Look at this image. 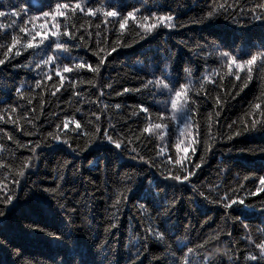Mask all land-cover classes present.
I'll list each match as a JSON object with an SVG mask.
<instances>
[{
  "label": "trees",
  "instance_id": "trees-1",
  "mask_svg": "<svg viewBox=\"0 0 264 264\" xmlns=\"http://www.w3.org/2000/svg\"><path fill=\"white\" fill-rule=\"evenodd\" d=\"M19 2L0 0V10L10 12L14 10L11 5ZM57 2L86 3L93 9L118 10L124 14L136 7L148 14L143 11V0H23L21 7L26 12L21 14L23 21L32 22L25 25L21 16H17L0 17V23L7 25L15 19L21 27L32 31L35 26L41 32L40 25L54 30L52 25L60 23L63 31L64 17L54 21L42 16V12L54 9ZM260 2L148 0V8L172 13L176 23L184 25L172 30L157 28L151 35L131 21L125 29H120L116 18L104 17L102 13L92 17L77 13L71 19V30L84 39L69 41L70 53H53L42 45L43 51L29 49L0 66V117H3L0 119V200L6 194L18 198L14 200L16 207L9 206L5 217H0V240L11 241L22 250L24 261L31 264H51L52 257L60 256L73 259V250L81 254L84 264H131L130 257L138 249L143 251L144 229L151 224L164 234V240L148 241V251L141 256L142 264H172L171 253L180 256L178 247L195 248L200 244L207 249L202 254L212 252L218 264H234L236 258L239 264H256L245 257L249 253L258 254L255 244L249 243L247 237L255 243L264 241V193L249 195L259 187L258 178L264 176L261 151L264 128L258 126L240 136L234 132L252 120L264 121V112L254 107L257 103L264 106V68L258 60L253 66L252 79L244 81L247 87L241 90L242 82L227 75L225 61L216 54L205 56L213 47L217 51H230L241 59L264 51V21L254 19L253 15V10L255 14L264 13V9L255 7ZM221 4L228 9L226 13L220 9L222 14L211 22H197L206 15L209 6L219 9ZM153 22L156 21L148 23ZM136 23H144L142 15L136 17ZM3 31L0 29V45L6 46L18 29L17 32L8 29L7 37L2 35ZM48 43L45 41V45ZM201 47L204 52L200 51ZM4 52L5 48L0 47V58H4ZM50 54L59 56L55 62L58 67L63 64L74 67L81 61L96 67L101 56L105 60L99 73L74 67L72 73L64 74L67 79L61 87L60 78L48 67H35ZM46 74H51L52 79L44 78ZM153 74L168 76L172 95L180 85L188 86L190 99L184 110L171 109L167 90L161 94V90L149 86L143 94L123 93L125 88L136 89L142 82L154 79ZM205 75L216 83L204 80ZM37 79L42 81L41 88L35 87ZM69 80L75 82L74 88L69 87ZM107 84L112 87H105ZM17 88L23 89V99ZM56 88L60 91L51 95ZM74 91L80 95H73ZM118 92L123 94L117 95ZM217 97L221 101L219 105ZM192 100L196 103L192 104ZM116 104L120 109L115 108ZM141 104L149 107L153 123L160 122L158 117L164 115V123L168 125L165 140L155 134L149 137L141 133L147 124L146 114L139 111ZM14 107L16 111H10ZM93 113L100 116L99 141ZM73 118L86 133L77 140L73 139L76 135L72 131ZM65 120L69 121L68 128L58 132L56 125H62ZM89 120L91 124L87 123ZM234 121L229 129L228 125ZM186 123L190 125L187 128ZM112 125L116 126L114 131ZM105 129L114 138L116 134H127L132 141L129 150L135 147L136 153L149 163L133 159L136 153L116 150L104 141ZM49 132L61 135L77 150L73 152L67 145L52 141ZM41 141L32 160L34 166L20 177L22 164L32 155L28 147ZM177 143L188 152H177ZM160 147L165 148L167 156L186 157L188 162L184 167L195 172L189 182L180 184L163 178L169 169L156 157ZM196 164L201 167L196 169ZM180 167L172 165L171 170L176 172ZM14 176L20 180L19 184L13 183ZM58 183L66 198L42 191L55 188ZM201 192L209 199L204 200ZM225 193L233 199H243L244 204L225 208L218 202ZM123 195L127 201L116 214L118 219H113L111 205L118 196L123 199ZM141 204L147 208L146 213L140 209ZM173 204L175 207L169 215H158V211L162 213ZM112 223L117 227L106 231ZM49 233H55L59 239ZM0 259H9L3 250Z\"/></svg>",
  "mask_w": 264,
  "mask_h": 264
},
{
  "label": "snow or ice",
  "instance_id": "snow-or-ice-1",
  "mask_svg": "<svg viewBox=\"0 0 264 264\" xmlns=\"http://www.w3.org/2000/svg\"><path fill=\"white\" fill-rule=\"evenodd\" d=\"M144 7L143 11H146L148 14L144 15L142 13V9L133 7L131 11H128L126 14L121 13L118 10H103V9H93L92 7L88 6L86 3L82 5L80 2H77L75 4L70 3H60L57 2L55 4L54 9L51 11H44L42 12V16L47 19L48 17H51L54 21L57 20L58 17H64L65 23L63 25V31H61V24L55 23L52 25V28L54 30H50L47 28H44V25H40V28L43 29V32L40 30H35V26L32 31H29V29L24 26L21 27L15 19H13L9 24L5 25L3 23H0V29L3 31V36L7 37L9 36L8 29H11L12 32H17V35L11 36V42L8 45H0V47L5 48L4 52V58H0V66L5 65L6 63H10L12 59L15 57L23 55V53L29 49L33 50H41L44 49L41 48L43 45L45 48L52 50L53 53H70L71 52V45L69 41H72L74 39H80L83 40V35L77 37L74 32L71 30L73 25L71 24V19L73 16H75L77 13H83L88 17L97 16L102 13L104 17L107 18H116L117 22L119 23L120 29H125L126 25H128L129 21H131L135 26L139 29L146 30V34L151 35L154 30L157 28H168L169 30L176 29L178 27H183L184 25H178L176 23V17L172 13H165L160 12L159 10L153 11L151 8L147 7L148 0H143ZM23 4V0H20L19 3L11 5L12 11L5 12L0 10V17H11L15 18L17 16H21V20L23 21L22 13L26 14L25 10L21 5ZM228 7H231L230 5ZM256 9H264V0H261L260 3H258L256 6ZM220 9L223 10L224 13L228 11V9L225 7V5L221 4L219 5V9L214 8L212 6H209V10L207 11L206 15L201 18V20L197 22H211L215 17L222 14ZM138 15H142V20L144 23H136V17ZM254 19L264 21V13L261 14H255V10H253ZM36 19V18H33ZM156 21L153 23H148L149 21ZM32 21H23V23L28 24ZM105 23H108L107 20L104 21ZM77 31H79L77 29ZM99 35V33H97ZM20 38H17V37ZM37 37H40L39 41L37 42ZM67 38V39H65ZM143 39V36L141 37ZM45 41H48L49 43L45 45ZM54 45V48H53ZM199 47V46H198ZM102 51V50H101ZM112 51L115 52L116 49L113 47ZM201 52H204V48H200ZM98 55V53H96ZM111 53H109L110 55ZM213 54L218 55V57L226 62L227 67V75L232 76L237 81H241L242 85L241 90L243 87H247V83L244 81H250L252 79L251 73L253 71V66L257 64V61L259 60L260 64L259 66L261 68H264V51L257 52L255 54H250V58L248 59H241L237 56H234L230 51H217L215 47H213L212 52L206 53L205 58L208 56H211ZM59 60V56L56 54H50L47 55L45 59H41L39 63L35 65L36 69H42V67H48L50 72H54V75L56 77L60 78L61 87L64 84V81L67 79V77L64 74H69L74 71V67L77 69H85L87 68L89 71H92L94 73H99L100 67L103 66L105 57H100L98 64L96 67H93L92 65L87 64L84 61H81L77 65L70 66L69 64H63L62 67H58L55 62ZM167 67V65H165ZM187 72L188 70L185 69ZM241 72H244L245 75L242 77ZM154 79L147 80L146 82H142L141 87L136 89H129L125 88L123 90V93H127L130 91H135L137 93L143 94L145 90L149 89V86L155 87L159 90H161V94H163V90H167V92L170 95V105L171 109L173 111H176L178 109L184 110L185 107L188 105V100L190 99L189 93L187 91L188 86L187 85H180V89L176 90L174 92V95H172L173 92V86L169 82V78L166 75L161 76H155ZM46 79L51 80L52 75L46 74ZM204 80H209V76L205 75L203 77ZM210 83L215 84L216 81L209 80ZM69 87L74 88L75 82L69 80L68 81ZM36 88L42 87V81L41 79H37L35 82ZM95 87V85H93ZM105 87L111 88V84L105 85ZM60 88H56L55 92H52L51 95L55 96L56 92H59ZM16 92L20 95V97L23 99L24 92L22 88H17ZM123 93L118 92L117 95H122ZM73 95L79 96V92H73ZM100 95L103 96L104 92L101 90ZM184 97L183 101L181 98ZM29 104H31V100L28 101ZM165 103H168L167 101ZM196 101L192 100V104H195ZM216 103L219 105L221 103L220 98H216ZM120 105L116 104L115 108L120 109ZM254 107L257 110H260L261 112H264V106L257 103L254 105ZM108 108V105H105V109ZM10 111L15 112L16 108H11ZM32 112H35V108L31 109ZM139 111L146 114V120L147 124L145 127L141 129L142 134H148V136H152L155 134L158 136L162 141L166 139L168 135V125L164 123V115L161 114L158 119L160 122L153 123L152 122V116L149 111V107H145L143 104L140 105ZM134 115H139V113H133ZM219 113H217L218 115ZM95 116L97 127L95 129L96 133L98 134L97 139L99 141V133H100V127L98 126L100 123V116H97L95 113L92 114ZM3 117H0L2 119ZM74 123L75 127L72 129L73 132L76 133L74 140L79 139L83 135H86L85 132H83L82 125L79 121H76L74 118L71 121ZM28 123H32L31 120L28 121ZM88 124H91L92 121L89 120L87 122ZM194 123V121H193ZM235 124V121L232 124L228 125L229 129L233 128V125ZM250 124V126H249ZM69 126V121L65 120L63 124H57L56 129L58 132H62L63 129H67ZM190 125L186 123L185 127H189ZM264 128V121H255L252 120L249 123H245L243 128L240 130H237L234 132L235 136H240L243 133L249 132L254 130L257 127ZM115 125L111 126L112 131L115 130ZM155 130V132H154ZM181 134H183V130H181ZM48 137L51 138L52 141L62 143L68 146V148L72 149L73 152H75L77 149L76 147H73L72 143H69L67 139H62L61 135L54 134L53 132H49ZM67 135V133H65ZM229 139H232V136L228 137ZM8 139L11 140L12 137L8 136ZM140 139V136H137V140ZM103 140L107 141L108 144L113 145L116 150L120 151H129V154L136 153V148L132 147L130 150L128 148V145L132 143V141L128 138L127 134H116V137L114 138L113 135L109 134V130L105 129L103 132ZM41 142L34 143L33 146L28 147L29 152L32 154L27 158V161L22 164V170L19 172V176L23 177L25 175L26 170L31 169L34 165L32 164V160L37 156L36 150L41 147ZM19 147H25V145H18ZM79 147V145H77ZM175 148L177 152L183 151L184 153L188 152L187 148L181 149L180 144L177 143L175 145ZM86 150V149H81ZM262 152H264V149H261ZM195 152V148H193V153ZM156 157L160 158L161 163L164 165L165 168H168L167 175H164L163 178L165 180H172L177 183L183 184L185 182H189V178L191 176L195 175L194 171L188 170L184 167L185 163L188 161L186 160V157H179L174 158L172 156L165 155V148L160 147L159 151L156 152ZM133 159H140L143 161V163L148 164L149 161L144 159V156L140 155L139 153H136L135 156L132 157ZM164 161H167V163H164ZM201 161H203V157H201ZM67 163V162H66ZM153 164H155V161H153ZM172 165H180L181 167L176 170V172H173L171 170ZM151 166V165H150ZM201 167V164H196L195 168L199 169ZM179 173V174H177ZM163 175V173H162ZM61 180H64V177H60ZM245 179H248L245 177ZM259 180V187L256 191H250L249 195H256L257 192L264 193V176H261L258 178ZM13 183L19 184L20 180L17 179L15 176L13 177ZM240 187L243 189V185H240ZM59 189V191H58ZM43 192L49 193V194H57L61 197H65V192L61 188V185L58 183L55 188H44L42 190ZM201 196H203L204 200H208V196H206L203 192L200 193ZM66 198V197H65ZM18 199L17 197H14L11 194L4 195L3 199L0 200V217H5L6 210H10L9 206L12 208L16 207V204L14 203V200ZM127 201V196L123 195V199H121L120 196H118L115 200V202L111 205L112 209H114L113 212V219H118L117 213L120 212L121 206L123 203ZM211 202H217L216 200H213ZM218 202L222 203L225 208H230L233 204H244V200L240 199H233L230 197L227 193L225 195L218 198ZM62 209L65 208V205H61ZM175 205H171L169 208L165 209L162 213L158 211V215H169L170 211L174 209ZM140 209L144 213L147 212V208L145 205L141 204ZM76 209L73 208V212H75ZM117 225L115 223L110 224V228L106 229V231H109L111 228H116ZM245 228H247V225H244ZM145 235H144V241H143V251L137 250L133 257H130L131 264H142L141 262V256L144 252L148 251V241L149 240H156V241H163L164 240V234L153 228L151 224H149L144 229ZM49 235L53 236L54 239H59V237L55 233H49ZM228 236H231V233H227ZM219 236V233L217 234ZM249 240V243H254L255 248L258 249V254H252L249 253L245 257L246 261H254L256 264H261V262H264V241H261L259 243H255L252 241L251 237H247ZM11 246V247H10ZM184 248H186V251H184ZM0 250H3L7 253L9 259L3 260L0 259V264H31V262L24 261V254L22 250L18 249L17 246L12 245L11 241L9 240H0ZM177 251L180 252V256H176L175 252H172L171 255L174 257L172 264H218V261L216 259V256L212 252H207V254H202L204 251H207L206 246L204 244L197 245L195 248L193 247H187V245H184L183 247H178ZM59 255V254H58ZM73 259H67L64 256H60L59 259L56 257L51 258V264H84V261L80 258L81 254L73 250ZM159 260V258H157ZM234 264H239L238 258L234 261Z\"/></svg>",
  "mask_w": 264,
  "mask_h": 264
},
{
  "label": "bare ground",
  "instance_id": "bare-ground-1",
  "mask_svg": "<svg viewBox=\"0 0 264 264\" xmlns=\"http://www.w3.org/2000/svg\"><path fill=\"white\" fill-rule=\"evenodd\" d=\"M84 254V253H83Z\"/></svg>",
  "mask_w": 264,
  "mask_h": 264
}]
</instances>
